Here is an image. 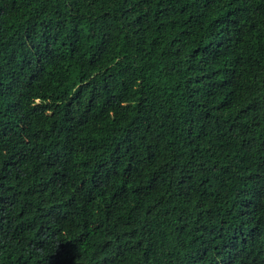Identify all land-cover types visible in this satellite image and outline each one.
Instances as JSON below:
<instances>
[{"label": "trees", "instance_id": "1", "mask_svg": "<svg viewBox=\"0 0 264 264\" xmlns=\"http://www.w3.org/2000/svg\"><path fill=\"white\" fill-rule=\"evenodd\" d=\"M0 264H264V0H0Z\"/></svg>", "mask_w": 264, "mask_h": 264}]
</instances>
